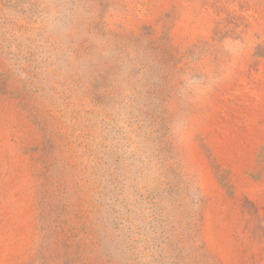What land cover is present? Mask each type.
Here are the masks:
<instances>
[{
	"label": "rangeland",
	"instance_id": "1",
	"mask_svg": "<svg viewBox=\"0 0 264 264\" xmlns=\"http://www.w3.org/2000/svg\"><path fill=\"white\" fill-rule=\"evenodd\" d=\"M0 264H264V0H0Z\"/></svg>",
	"mask_w": 264,
	"mask_h": 264
}]
</instances>
